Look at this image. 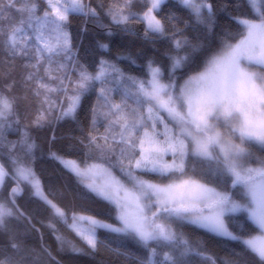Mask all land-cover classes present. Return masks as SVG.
Returning <instances> with one entry per match:
<instances>
[{
    "label": "snow or ice",
    "instance_id": "obj_1",
    "mask_svg": "<svg viewBox=\"0 0 264 264\" xmlns=\"http://www.w3.org/2000/svg\"><path fill=\"white\" fill-rule=\"evenodd\" d=\"M135 3L142 5L140 11L133 10ZM164 3L114 0L106 9L114 25L140 22L146 39L171 41L167 68L149 60L145 74L135 76L113 60L102 58L94 71L79 63L68 27L73 14L99 17L90 0H0V54L12 62L23 61L19 83L38 103L31 124H22L12 94L17 80L0 87V231L16 217V197L26 186L54 220L92 251L104 243L97 234L102 229L131 238L145 250L137 254L110 249L135 264H192L194 257L202 264H216L198 240L180 231L191 225L237 242L256 264H264V0H242L248 11L232 17L237 30L226 32L192 71H186L191 51L199 46L172 24L175 16L158 17ZM179 4L196 23L212 27L211 0ZM101 26L112 35L108 26ZM91 92L96 101L90 109L91 130L79 139L82 158L52 151L49 155L78 184L112 206L115 224L76 211L69 214L50 198L34 168L37 144L31 128L75 121ZM13 133L17 139L10 140ZM47 226L61 249L68 245L82 251L67 241L56 223L50 220ZM7 250L20 252L22 244L10 237ZM41 251L59 264L47 247L42 245ZM38 256L32 249L22 259ZM0 264L20 261L0 250Z\"/></svg>",
    "mask_w": 264,
    "mask_h": 264
},
{
    "label": "trees",
    "instance_id": "obj_2",
    "mask_svg": "<svg viewBox=\"0 0 264 264\" xmlns=\"http://www.w3.org/2000/svg\"><path fill=\"white\" fill-rule=\"evenodd\" d=\"M211 2L214 5L215 12L211 28L204 24H199L198 27L180 28L183 30L182 36L187 37L193 45L199 46L197 50L191 51V63L186 71L196 70L201 64L205 52L216 48L220 38L226 32H235L237 30V22L232 17L239 16L248 11L247 7L243 5L242 0H235V2L241 3L240 7H235L234 5L233 9L223 10L217 6L216 0H211ZM90 3L92 7L96 8L99 17L86 18L79 14H73L70 17L68 27V31L71 33L72 45L76 50V57L80 64L87 66L89 71H94L102 58L113 60L126 73L135 76H143L145 74L147 71L146 65L149 60H154L156 64L167 68L169 59L166 53L172 48L168 37L155 38L150 50L142 52L139 49V37L132 32L122 29L120 26L112 24L110 18L106 15V9L110 4L114 3V0H90ZM141 9L142 5L140 3L133 5L134 11H140ZM101 24L108 26L112 35H108L106 28L102 27ZM100 43L107 44L109 46L108 49L100 48L98 46ZM181 54L183 55V53ZM118 56L120 58H117ZM128 57L131 59H128ZM22 64L23 61L19 59L12 62L8 57L0 54V87L5 86L11 79L17 80L18 83L13 89L12 94L18 100L21 123L31 124V121L35 117L38 103L31 92L27 91L19 83L24 73ZM180 74L178 71L177 75ZM5 75L8 76V79L4 78ZM114 95L118 102L119 95ZM91 100L95 103V92L86 95L81 103ZM63 122L74 124V121L71 119H66L60 122L53 121L44 127L31 128V136L37 144L34 168L42 181L45 191L52 194L50 198L54 199L69 214L72 211H76L96 216L107 220L109 223H117L114 218L115 211L111 205L78 184L72 174L57 160L50 157L49 152L52 151L75 159L73 147L66 150L60 149ZM90 130L89 125L88 131ZM103 130V127H99L100 132H103ZM8 138L15 140L17 139V134H10ZM83 154L84 149L82 148L80 158H82ZM146 178L156 179L155 176ZM9 186H11V182L3 190L2 194L4 196L7 195ZM22 187L24 188L23 192L16 197V205L19 209L17 215L10 219L6 231H0V250H5L8 254H11L16 260L20 261V264H55L54 261L49 259L47 254L41 251L42 245L50 250L55 261H58L59 264H135V261L116 255L110 249L121 248L122 250H130L137 254L144 253L145 250L133 239L117 237L115 234H110L102 229L98 230L97 234L99 239L104 243L97 251H92L73 231L68 229L64 224L54 220L51 210L41 200L33 196L28 187ZM20 212L23 215H20ZM50 220L57 224V227L66 237L67 241L82 249V251H72L68 245H65L61 249L51 229L47 226ZM247 226L253 233L255 232L254 227L250 223H247ZM233 230L236 231L235 226H233ZM180 231L193 241L198 240L201 243L202 249L216 258V264H225L229 260H238L239 264H256L253 257L248 253H244L242 246L235 241L215 236L191 225L183 226L180 228ZM10 237H15L22 244L20 252L12 253L10 250H7V243ZM32 249L36 253H39V256L35 259L31 257L22 259ZM192 264H202L201 258L194 257Z\"/></svg>",
    "mask_w": 264,
    "mask_h": 264
},
{
    "label": "rangeland",
    "instance_id": "obj_3",
    "mask_svg": "<svg viewBox=\"0 0 264 264\" xmlns=\"http://www.w3.org/2000/svg\"><path fill=\"white\" fill-rule=\"evenodd\" d=\"M217 6L223 9H233L235 5V0H216ZM227 5V7H225ZM169 16H175L176 19L172 21V24L178 26V28L186 27H198L199 23H196L192 17H190L187 10H185L180 4L179 0H165V3L161 6L158 13L159 18H165ZM133 33L137 34L139 37V49L142 52H148L151 48L153 39H146L144 36V25L140 22H133L127 26ZM94 101H88L81 103L78 110L77 119L74 124L63 122L61 128V150H66L70 147L74 149V158L79 159L81 155V150L83 146L79 143V139L86 136L88 128L90 125V109ZM73 121V120H72ZM117 174V173H116ZM119 175V174H117ZM69 223L71 221L69 220Z\"/></svg>",
    "mask_w": 264,
    "mask_h": 264
},
{
    "label": "crops",
    "instance_id": "obj_4",
    "mask_svg": "<svg viewBox=\"0 0 264 264\" xmlns=\"http://www.w3.org/2000/svg\"><path fill=\"white\" fill-rule=\"evenodd\" d=\"M122 29H124V30H127V31H129V32H132L129 28H125V27H123V26H120ZM133 33V32H132ZM133 34H135V33H133ZM135 35H137V34H135ZM138 36V35H137Z\"/></svg>",
    "mask_w": 264,
    "mask_h": 264
},
{
    "label": "water",
    "instance_id": "obj_5",
    "mask_svg": "<svg viewBox=\"0 0 264 264\" xmlns=\"http://www.w3.org/2000/svg\"><path fill=\"white\" fill-rule=\"evenodd\" d=\"M21 213V212H20Z\"/></svg>",
    "mask_w": 264,
    "mask_h": 264
}]
</instances>
